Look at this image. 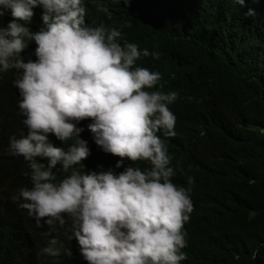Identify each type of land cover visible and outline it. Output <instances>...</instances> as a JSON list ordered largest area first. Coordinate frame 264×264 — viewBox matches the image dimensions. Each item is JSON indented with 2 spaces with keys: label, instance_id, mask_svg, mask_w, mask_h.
Listing matches in <instances>:
<instances>
[{
  "label": "clouds",
  "instance_id": "1",
  "mask_svg": "<svg viewBox=\"0 0 264 264\" xmlns=\"http://www.w3.org/2000/svg\"><path fill=\"white\" fill-rule=\"evenodd\" d=\"M0 17L1 131L12 123L0 145L23 182L9 190L20 210L0 230L4 264H182L194 181L172 182L157 133L175 136L179 93L152 91L160 73L135 66L150 53L86 24L83 0H0ZM105 153L119 158L114 169L150 167L117 173Z\"/></svg>",
  "mask_w": 264,
  "mask_h": 264
},
{
  "label": "trees",
  "instance_id": "2",
  "mask_svg": "<svg viewBox=\"0 0 264 264\" xmlns=\"http://www.w3.org/2000/svg\"><path fill=\"white\" fill-rule=\"evenodd\" d=\"M83 6L86 24L116 28L121 43L150 53L135 66L160 73L163 87L152 91L179 93L169 106L175 136L157 135L172 157V182L194 181L182 264H264V0H245L243 8L232 0H129L128 6L83 0ZM248 9L254 17L245 16ZM41 13L33 9L32 32L43 27ZM6 125L0 119V136L11 131L12 123L1 131ZM105 154L114 169L119 158ZM18 163L0 145V185L7 191L0 192V230L20 210L9 194L23 183L12 169ZM129 166L150 167L125 160L114 171Z\"/></svg>",
  "mask_w": 264,
  "mask_h": 264
}]
</instances>
